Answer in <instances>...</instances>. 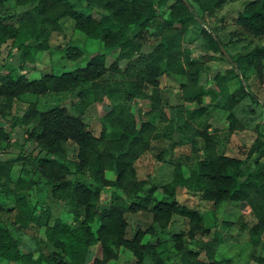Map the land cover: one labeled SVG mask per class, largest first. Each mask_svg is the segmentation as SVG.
Here are the masks:
<instances>
[{
    "label": "trees",
    "instance_id": "trees-1",
    "mask_svg": "<svg viewBox=\"0 0 264 264\" xmlns=\"http://www.w3.org/2000/svg\"><path fill=\"white\" fill-rule=\"evenodd\" d=\"M8 2L26 10L19 17L17 27L0 20V47L22 34L25 40L19 46L22 57L26 58L31 46L37 42L33 51L46 50L47 28L60 32L59 21L69 18L73 21L74 30L87 39L100 41L103 51L85 58L84 51L77 45L63 48V61H85V65L60 75L46 74L33 80L15 72L0 75V99L18 100L26 94L44 97L81 89L78 96L85 108V96L89 94L86 90L90 86L93 88V103L102 106L103 114L99 137L88 130L81 113L72 116L66 107L39 112L37 104L30 103L22 117H14L10 122L0 119V146L10 142L14 128H27L23 130L24 143L34 144L37 150L31 164L35 173L39 172L46 180L53 196L68 199L79 209L76 217L81 218L78 227L73 229L60 220H55L51 226H43L44 240L54 249L67 252L68 256L63 259L40 255L34 261L20 253L19 241L2 226L0 220V261L21 264H120L119 250H123L136 259L135 264H142L145 259L151 264H164L157 252L161 243L152 228L136 232L130 240L125 238L127 222L124 215L149 213L153 223L161 229L170 223L173 216L183 217L189 221L188 239L194 240L197 234H201L216 240V232L203 228L200 214L178 203V189L192 191L199 195L200 201L211 203L214 207L239 202L248 204L257 220L250 237L252 245H256L255 235L259 229H264V140H256L248 152V159L253 156L251 167L245 168L243 161L217 154L210 137L205 132L198 133L204 139L206 149L195 170L185 173L180 166H176L170 182L148 184L137 179L134 164L148 150L154 127L142 121L138 114L122 109L124 103L139 100L148 106L146 114L153 116L161 105L159 79L164 75H173L187 80L181 90L188 118L201 119L206 114L207 108L202 103L203 94L198 85L202 65L181 48V38L190 25L202 24V36L208 48L226 58L219 39L207 29L205 20L197 17L194 7L203 15H211L220 11L229 0H86L89 10L97 8L102 13L99 20L75 9L71 0H0V7ZM160 10L167 11V18L155 25ZM235 23L248 35L264 37V1L254 0L245 5ZM153 25L160 39L150 54L143 55L140 51L146 45L147 30ZM263 61V48H254L235 60H229L234 70L252 69L260 80L263 77ZM117 74L125 75L128 82L122 93L123 101L106 105L103 103L104 86L98 80L105 75ZM213 81L214 86L220 88L229 81V76L217 72ZM145 87L150 92H145ZM245 95L248 92L241 85L227 98L229 132L242 130L231 112ZM66 143L76 146L77 162L65 155L62 145ZM18 159L24 163L25 157ZM86 168L91 170L97 190H91L77 181L76 178ZM9 173V165L0 162L3 190H8L11 184ZM34 185L31 173L23 166L16 189ZM104 188L126 192L130 202L125 205L110 204L100 209V191ZM16 207L20 211L25 210V199L18 198ZM1 210L0 207V214ZM19 223L27 226L24 221ZM93 225H96L95 230ZM182 237L175 238L181 264H231L228 259H216L212 248L201 247L197 251L184 248ZM253 260L255 264H264V256H254Z\"/></svg>",
    "mask_w": 264,
    "mask_h": 264
},
{
    "label": "rangeland",
    "instance_id": "rangeland-1",
    "mask_svg": "<svg viewBox=\"0 0 264 264\" xmlns=\"http://www.w3.org/2000/svg\"><path fill=\"white\" fill-rule=\"evenodd\" d=\"M252 1L254 0H229L220 11L211 15H203L194 7L197 17L203 18L210 33L219 39L226 57L213 53L208 48L202 36L204 28L202 24L190 25L181 38V48L188 51L191 57L202 65L198 85L203 94L202 103L207 108V112L201 119L190 120L185 112L181 88L187 84V80L183 76L164 75L159 79L161 105L156 108L153 116L146 114L149 108L141 104L139 100L123 104L122 109L125 112L138 114L142 121L154 127L149 137L148 150L139 156L134 164L139 181L162 185L172 180L176 166H180L185 173L195 170L196 164L205 155V141L198 135L204 132L213 142L217 154L241 160L245 168L251 167L253 156L248 159V152L256 140H264V69L260 80L252 69L241 72L234 70L229 60H235L254 48L264 49V37L248 35L235 23L241 10ZM71 3L75 9L96 20H99L102 15L97 8L89 10L86 7V0H71ZM25 10L8 2L0 7V20L17 27L18 19ZM166 18V10L158 11L155 25ZM59 23L60 32H52L50 27L47 28L48 48L33 51L37 42L31 46L26 58L21 56L19 49V46L25 42L22 34L1 46L0 75L15 72L25 74L30 80L38 79L46 74L60 75L85 65V61L80 63L63 61V48L77 45L84 51L85 58L103 51V44L100 41L87 39L82 33L74 30L71 19H62ZM155 25L147 30L146 45L140 51L143 55L150 54L160 39ZM217 72L229 76V81L222 84L220 88H216L213 81ZM98 82L104 86V104L111 105L123 101L122 93L128 86L125 75H105ZM241 85L248 95L237 102L231 113L241 125L242 130L229 132L227 121L229 112L226 101L230 95L240 89ZM87 90L89 94L85 96V108L83 106L85 104L81 106L78 96L81 89L58 95L48 94L44 97L26 94L18 100L0 99V119L10 122L14 117H22L30 103H36L39 112L54 107H66L72 116H78L81 113L88 130L93 136L99 137L102 129L100 123V117L103 114L102 106L93 103V88L88 86ZM144 91L148 93L150 89L145 87ZM25 129L27 128L20 126L14 128L10 142L0 146V162L9 165L11 181L8 190H3L0 184V207L2 208L0 220L2 226L6 227L19 241V250L22 255L29 256L32 261L40 255H53L64 259L68 256L67 252L54 249L44 240L43 226H51L55 220H60L71 229L76 228L81 222V218L76 217L80 210L76 209L68 199L53 196L46 180L39 172L35 173L31 164L37 150L34 144L24 143L23 130ZM62 148L69 160L77 162V148L74 144L66 143L62 145ZM20 157H25L24 163L19 162ZM23 166L31 173L35 185L18 190L16 189L17 180ZM76 179L91 190L98 189L89 168H86ZM18 198H24L26 201L27 208L23 211L16 207ZM177 201L180 205L200 214L203 228L210 229L211 233L216 232V240L201 234H197L194 240L188 239L189 221L179 216H173L170 223L161 229L153 223L149 213L124 215L127 222L125 238L130 240L136 232L152 228L161 243L157 252L164 264H181V255L175 246V238L180 235H183L184 248L195 251L201 247L212 248L216 259H228L231 264H255L254 256H264V229H259L255 235L256 245H252L250 241L251 231L257 226V220L248 204L239 202L214 207L211 203L200 201L198 194L186 189L177 190ZM129 202L130 196L126 192L104 188L100 191L98 206L102 209L110 204L125 205ZM20 221L26 222L27 226L19 223ZM95 229L96 225H93V230ZM119 254L121 255L120 264L136 263V259L130 253L119 250ZM0 264L21 263L0 261ZM142 264H151V262L145 259Z\"/></svg>",
    "mask_w": 264,
    "mask_h": 264
}]
</instances>
